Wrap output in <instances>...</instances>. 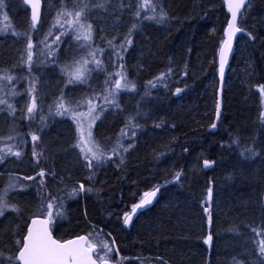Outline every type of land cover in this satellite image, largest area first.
<instances>
[{
  "label": "trees",
  "instance_id": "16d2710c",
  "mask_svg": "<svg viewBox=\"0 0 264 264\" xmlns=\"http://www.w3.org/2000/svg\"><path fill=\"white\" fill-rule=\"evenodd\" d=\"M43 1L33 27L23 0H0V78L13 77L0 79V264H19L30 219L49 211L58 239L86 234L97 258L121 264H264V0L240 16L219 108L222 0H151L154 11L144 0H55L50 15ZM84 6L91 40L76 39L74 15L56 23ZM81 66L84 82L69 83ZM92 101L98 160L85 159L78 130ZM161 184L126 230L125 214Z\"/></svg>",
  "mask_w": 264,
  "mask_h": 264
},
{
  "label": "snow or ice",
  "instance_id": "6c2138e0",
  "mask_svg": "<svg viewBox=\"0 0 264 264\" xmlns=\"http://www.w3.org/2000/svg\"><path fill=\"white\" fill-rule=\"evenodd\" d=\"M244 5V0H236L234 5L230 3L229 10L232 12V22L229 24V28L232 29V34H235V32L241 31L240 28L235 26L236 16L239 9ZM33 27H35V23L37 21V13L36 9L38 8V2L33 3ZM87 6H84L80 8V10L73 12L69 11H61L58 13L57 17V24H60V18L64 16H73L75 19L73 21H66L69 24H75L78 26L80 30H83L81 32H78L76 35V39L80 40L83 38L84 40H91V30L92 26L91 24H88L85 26V24L81 23V18L84 14L85 8ZM149 8L151 10H155L154 6L151 2V0H144V3L141 4V8ZM137 15L139 16L140 13L137 12ZM164 15V14H162ZM148 19H153L154 17H146ZM62 26V25H61ZM135 27V26H134ZM59 39V38H57ZM128 43H131V41H128ZM34 45L29 41L27 45L28 55H27V61L30 63L32 61V49ZM92 55L93 62L96 63V65L100 66V61L95 60V54L90 53ZM77 64H80V61H76ZM89 63L88 60L83 61V65L86 66ZM87 69L83 66L77 67L74 71L69 73L70 79L69 83H73L76 81L84 82L85 78V71ZM221 75L223 74V61L221 63ZM123 78V77H122ZM0 79H7L8 81H11L13 77L11 76H5ZM122 87L120 80L115 81V88L120 89ZM124 87H127V85H124ZM134 87V85L132 86ZM34 90V89H33ZM179 91V90H178ZM262 92H264V88L261 89ZM109 95H112L109 93ZM106 102L109 101V97H104ZM5 101L3 99H0V104H4ZM91 103V102H89ZM12 106L9 105V108ZM37 104L35 97L32 98V103L27 108V112L31 116V114L36 110ZM102 110V109H101ZM56 111L58 115H64L68 112V108L65 106L63 99H61L57 105H56ZM95 112L94 107H90L88 115L92 117L93 121L98 118L96 116H93L92 113ZM81 117H83L85 114L80 113ZM215 127V125H213ZM91 136V133L89 132V137ZM11 139V137H9ZM39 139L38 136L33 135L32 140L37 141ZM81 143H87L84 141L83 135H81ZM79 146V145H78ZM127 150V149H125ZM4 151V150H0ZM7 153H11L13 155L19 156V152H13L11 147L7 148ZM81 151L85 152V148L81 147ZM87 153H91V157L94 160L100 159V156L97 155L96 152L92 150V148H87ZM87 153L85 154V159H88ZM34 155H36L35 150L33 152ZM3 159V156H0V160ZM207 161H205V166H208ZM89 166H91V160H89ZM39 175L43 176L44 173L41 172ZM179 173H177V178H179ZM81 189H83V185H81ZM75 191V190H74ZM158 191V189L156 190ZM156 191L152 192H146L144 194V199L140 201L139 204L135 205L132 209L133 213L136 212L137 209H141L144 206L151 204V197H154L156 195ZM211 197V190H209V198ZM3 202V197H0V204ZM3 206H0V215H3ZM53 205L51 203L48 204V209H52ZM15 210V209H14ZM207 210V209H206ZM53 213L51 211L48 212V219L46 220H33V225L40 224L41 227L39 228H30L28 231V235L25 238V242L23 243L22 247L19 250V255L16 257L21 264H96V260L93 259V253L96 251V248L94 245L88 243V237L80 236L77 239L74 240H68L61 242L59 240L53 239L51 236V233L48 230V224L51 221ZM132 216L129 214H125L124 223L127 225L131 221ZM208 240H211V236L208 237ZM207 242V241H206ZM19 243V241L17 242ZM114 243V242H113ZM101 250H107V252L113 251V249L109 246L108 243L103 242L100 245ZM259 250L262 255H264V240H261L259 242ZM98 259H103V257H98Z\"/></svg>",
  "mask_w": 264,
  "mask_h": 264
},
{
  "label": "water",
  "instance_id": "95a60500",
  "mask_svg": "<svg viewBox=\"0 0 264 264\" xmlns=\"http://www.w3.org/2000/svg\"><path fill=\"white\" fill-rule=\"evenodd\" d=\"M222 1L224 3V6H225V9H226L227 13L229 14V18H228V22H227V25H226L225 30H224V39H223V42H222V44H221V46L219 48V52H218V108L221 105V99H222V95H223V90L225 88L226 76H227V73H228V71L230 69V64H231V61H232V58L234 56L235 49H236L237 38H238V35L240 33V31H239V32H235V34H232V29L229 28V24L232 22V12L229 10V6H230V3H232L234 5L236 0H222ZM249 1L250 0H244V5L237 12L235 26L238 27V28H240L239 27L240 16H241L242 12L244 11V9L249 4ZM23 2L25 3V5L27 6V8H28V10L30 12L31 20H32V17H33V12H34V9H33L32 5H33V3H37L38 2V8L35 10L36 13H37V21H36L35 25H38L40 23L41 17H42L43 6H44L43 0H23ZM222 61H223V74L221 75L220 68H221ZM179 178H180V176H179ZM179 178L176 177L170 183H175L176 181L179 180ZM165 185L166 184L158 185L154 189L148 191V192H152V191H156L158 189V191H156V195L154 197L150 198L151 201H152L151 204H148V205L144 206L141 209H137L135 213H133L132 210L128 213L129 215L132 216V219L129 222V224H127V225L123 222V226H124V228L126 230H130L132 223L138 217V215H140L142 212L148 210L149 208H151L156 203L157 198L159 196V193L161 192V190L163 189V187ZM144 198L145 197L143 196L142 199H144ZM139 203L140 202H138L137 204H139ZM46 219H48V217H46V216H34V217H32L30 219L26 235L23 238V243L25 242V238L27 237L28 231H29L30 228H39V227H41L40 224L33 225V220L41 221V220H46ZM48 230L51 233V236H52L53 239L59 240L61 242L68 241V240H74V239H77L80 236L88 237L86 234H82V235L74 236V237H71V238H68V239H65V240H60L54 234V230H53L51 221L48 224ZM23 243H22V245H23ZM88 243H89V237H88ZM94 246H95L96 251H97L98 246L97 245H94ZM95 252L93 253V259L96 260V264H113V261L108 260V259L98 260L95 257ZM18 255H19V251L17 253V256ZM18 262H19V264H21V262L19 260H18ZM116 264H120V262L116 263Z\"/></svg>",
  "mask_w": 264,
  "mask_h": 264
},
{
  "label": "rangeland",
  "instance_id": "374dc122",
  "mask_svg": "<svg viewBox=\"0 0 264 264\" xmlns=\"http://www.w3.org/2000/svg\"><path fill=\"white\" fill-rule=\"evenodd\" d=\"M115 0H108L107 1V3H108V5L110 4L111 6H115V5H113V2H114ZM9 2H10V4L11 5H13V4H15L14 2H16V0H9ZM56 1L55 0H45V4H46V9H48L47 10V15H50L51 14V6H53L54 4L56 5V3H55ZM59 2V1H58ZM58 2H57V5H58ZM101 3H103V2H101ZM116 3H118V1H116ZM104 4H106V1H105V3ZM120 4V3H119ZM99 10V9H98ZM101 10V9H100ZM55 13V12H54ZM96 18L98 19V20H100L101 18H102V14H97V16H96ZM94 19H95V17H94ZM96 20V19H95ZM0 21H1V19H0ZM97 21V20H96ZM103 26V25H102ZM50 27H52V26H50ZM242 28V27H241ZM52 31H53V28H50V32L52 33ZM81 31H83V30H80V32ZM101 33V36H102V31L100 32ZM241 48H242V46H241ZM241 48L240 47H238V50H241ZM85 76H86V72H85ZM83 83V82H82ZM114 92V91H113ZM110 95L108 94V97H109ZM110 98V97H109ZM96 100V99H95ZM87 104H88V106H89V109H90V107H96V101H92L91 103H88L87 102ZM134 106H138V103H136ZM93 124H94V121H93V119H92V117L90 118V119H88L87 117H81L80 115H79V126H78V130H79V139H80V146L81 147H84L85 148V153H87V148H92V150L94 151V152H96L97 153V150H96V145L93 143V141H92V138H91V136L89 137V132L91 133V135H92V131H91V128L93 127ZM81 135H83V137H84V141H86L87 143H81ZM91 154V153H90ZM117 262H114V264H116ZM120 264H121V262H120Z\"/></svg>",
  "mask_w": 264,
  "mask_h": 264
},
{
  "label": "bare ground",
  "instance_id": "6f19581e",
  "mask_svg": "<svg viewBox=\"0 0 264 264\" xmlns=\"http://www.w3.org/2000/svg\"><path fill=\"white\" fill-rule=\"evenodd\" d=\"M180 176V175H179ZM155 188V187H154ZM154 188H152V189H154ZM152 189H150V190H152Z\"/></svg>",
  "mask_w": 264,
  "mask_h": 264
}]
</instances>
